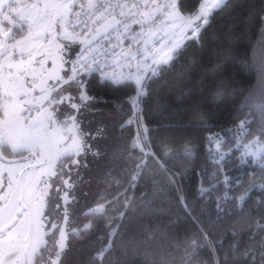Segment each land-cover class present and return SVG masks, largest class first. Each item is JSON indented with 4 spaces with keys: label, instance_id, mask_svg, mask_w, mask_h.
<instances>
[{
    "label": "snow or ice",
    "instance_id": "snow-or-ice-1",
    "mask_svg": "<svg viewBox=\"0 0 264 264\" xmlns=\"http://www.w3.org/2000/svg\"><path fill=\"white\" fill-rule=\"evenodd\" d=\"M183 2L0 0V160L6 159L5 154L19 157V160L9 161L8 167L0 171V264H64L69 250V236L83 239L92 230H99L101 223L107 231L105 235L97 237L101 246L89 258V264H131L132 257L139 255L141 245L145 251L144 264H176L175 259L166 255L169 251V247H166L170 239L168 235H158L156 231L136 227L138 217L143 219L145 215L162 214L153 205L166 189L160 187L163 181L156 178L160 173L148 170L149 158L160 164L168 186L175 187L179 192L174 175L180 174H168L156 154L145 150L151 147L146 127L145 136L141 137L138 133L129 146L131 151L138 150L140 156L134 159L130 152L128 157L134 164L129 187L135 188L139 181L145 179L152 183V197L149 198L145 192L140 199L144 211L137 213L131 197L123 201L121 210L119 196H116L83 212L91 219L82 227L69 229L67 226L70 218L76 217L75 210H70L76 198L69 193L75 192L76 184L81 179L78 171L81 162L73 157L82 153L86 157L88 152L93 156L99 155L83 139L88 134L82 132L78 121L81 110L95 99L84 90L85 74L98 73L101 82H110L112 87L117 88L128 87L132 82L134 95L126 103L139 109L150 93L148 81L173 68L188 47L185 42L200 43L214 16L227 13L232 5V0H198L194 12L183 14L180 11ZM261 20L264 21V16ZM177 32L179 36L169 38ZM261 33L259 44L264 52V28ZM212 39L221 41V48L214 55L223 58L202 69L200 83H205L211 77V98L218 101L237 92L236 88L229 91V84L223 79V69L233 61V57L230 49L225 53L222 44L226 42L231 45L239 37L234 34L233 26L229 25L223 38L214 34ZM74 45L83 47L77 52ZM73 53L75 59H65V54L71 57ZM253 60L252 70L257 73L261 92L264 93V55L258 62L255 57ZM49 61L51 67L47 66ZM133 61H136L134 72L131 70ZM66 63L71 64L70 73L64 71ZM200 63L202 61L199 59L189 60L181 66L178 75L186 76L191 68ZM241 107L248 108L247 115L254 118L240 120L234 126L235 132L243 133L245 137L251 136L252 124L258 123L259 135L243 145L245 151L239 157L240 162L247 164L251 158L252 163L264 170V95L256 102H252L249 96ZM194 117L201 126H208L207 113L197 108ZM102 133L103 129H97L98 135ZM213 136L219 150L224 140L219 133ZM161 151L166 159L183 156L191 160L194 157L193 149L188 144L184 145L182 152L165 148ZM225 155L220 154V161L214 163H221ZM83 166L87 167V164ZM219 174L218 171L217 176ZM115 183L120 184L118 180ZM232 183L225 175L223 181L217 179V183L210 188H201V195L218 191V186H223L224 194L217 196L215 201V218L221 221L226 216L239 214L238 219L229 221L232 235L251 231L249 247L241 251L240 241H234L229 246L231 257L227 252L223 257L218 256V242L200 228V217L192 216L184 197L178 195L180 205L200 228L202 236L199 241L186 236L183 245L179 240L170 245L172 250L182 252L180 264H194L205 249L212 254V264H238L242 260L246 264H255L257 254L264 257V217L253 219L252 210L245 207L253 189L264 194V176L251 178L239 196L228 195L233 190ZM236 183L243 187L239 181ZM114 201L117 202V215L109 218L107 205ZM257 203L264 206V200H257ZM207 218L211 219V216ZM175 223L170 220L168 227ZM258 235L261 237L260 243L254 248ZM125 239L138 240L132 257L128 256V245L123 243ZM200 264H208V261Z\"/></svg>",
    "mask_w": 264,
    "mask_h": 264
},
{
    "label": "trees",
    "instance_id": "trees-1",
    "mask_svg": "<svg viewBox=\"0 0 264 264\" xmlns=\"http://www.w3.org/2000/svg\"><path fill=\"white\" fill-rule=\"evenodd\" d=\"M197 7L198 0H184L180 11L183 14H188L194 12ZM262 16H264V0H232V5L227 13H217L211 20L200 43L186 41L188 47L183 51L174 67L161 72L160 76L148 81L150 93L142 103V114L148 129L149 143L152 152L164 164L168 174H180L174 175L179 192L175 187L168 186L167 177L160 170V164L149 158L148 170L160 173L156 178L163 181L160 187L166 189L163 195L156 198L153 205L162 214L158 216L145 215L143 219L138 217L136 227L142 226L148 231H156L158 235H168L170 239L166 247H169V251L166 255L170 259H175L176 264H180L179 257L182 252L172 250L170 245L176 240H179L183 245L186 236L201 240L200 228L207 232L213 241L218 242L216 253L220 257H223L226 252L231 257L229 246L234 241H240L241 251L249 247L248 237L252 234L251 231H247L243 235H232V225L229 221L238 219L239 214L226 216L221 221H217L215 218V201L217 196L224 194L223 186H218V191L213 190L203 196L201 188H210L211 185L217 183V179L223 181L226 175L233 181L231 185L233 190L229 191L228 195L239 196L251 178L264 176V170H261L258 164L252 163L251 160L247 164L240 162L239 157L242 150L238 144L235 130L227 134L222 143L221 149L227 155L224 156L221 163H214V161H220V155L214 154L210 149L211 134L227 133V130L234 129L240 120L254 118L247 115L248 108L241 107L246 98L251 96L252 102H256L264 95L261 92L258 75L252 70L253 57L258 62L261 55H264L259 44L262 39L261 29L264 28ZM229 25L233 26L234 34L239 39L231 45L226 42L222 44L225 53L230 49L233 57V61L228 62L223 69V79L229 84V91L236 88L237 92L234 95L213 101L211 98L212 78L209 77L205 83H200L202 69L210 67L218 59L223 58L214 55V52L220 50L221 41L213 40L212 37L215 34L223 38ZM79 47L80 45H75L74 48L78 51ZM74 56L75 53L71 57L67 55L66 60L73 59ZM191 59H199L202 63L191 68L186 76H179L181 66ZM241 61L245 63H241ZM68 67L70 70V63H68ZM84 78L86 79L87 94L95 98L89 103L90 106L112 113L117 116L118 120L104 141L96 140L90 145L91 149L97 150L101 156L98 158L91 152H88L86 157L83 156L82 161L87 164L84 169L85 185L84 177L81 176V181L77 182L80 203L75 207L76 217L70 218L71 225L77 228L82 227L91 219V217L84 216L83 212L97 203H104L105 199L111 201L113 197L119 196L118 202L122 210L123 201L131 197L137 213H141L144 211L140 205L142 193L147 192L149 198L153 195L150 180H141L135 188L129 187L130 174L134 170V164L128 159L129 153L131 152L134 159L140 156L138 150L131 151L129 147L134 140L135 132L131 125L125 123L133 110V105L126 101L134 95V85L129 82L128 87H112L110 82H101L95 74L85 75ZM197 108L208 114L207 127L201 126L194 117V111ZM257 128L258 123L252 124V135L247 137L244 135V139L259 134ZM185 144L190 145L193 149L194 157L191 160H187L183 156L166 159L162 154V148L182 152ZM104 151L105 154H103ZM218 171L220 172L219 176H217ZM92 177L93 180H91ZM117 180L120 182L119 185L115 183ZM237 181L243 187L238 186ZM92 182L95 183V190L90 192ZM257 182L261 181L257 180ZM178 195L184 197L192 216L200 217L198 221L200 228L186 215L177 199ZM257 200H264V194L253 189L245 206L246 210L249 208L252 210L253 219L264 217V206L258 204ZM116 203L114 201L107 205L109 218L117 215ZM208 216H211V219H208ZM170 220L176 221L172 227H168ZM106 231L101 223L99 230H92L83 239L74 238L85 246L84 264H89V258L99 250L101 241L97 237L105 235ZM260 239L261 237L258 235L253 245L254 248L258 246ZM106 242L105 240L104 243ZM117 242L120 243V241ZM123 243L128 245V256L132 257L134 245L138 243V240L125 239ZM144 260L145 251L144 246L141 245L139 255L132 257L131 264H144ZM203 261L212 264V254L209 250H202L194 264H200ZM238 264H246V261H239ZM255 264H264V257L257 254Z\"/></svg>",
    "mask_w": 264,
    "mask_h": 264
},
{
    "label": "rangeland",
    "instance_id": "rangeland-1",
    "mask_svg": "<svg viewBox=\"0 0 264 264\" xmlns=\"http://www.w3.org/2000/svg\"><path fill=\"white\" fill-rule=\"evenodd\" d=\"M24 2H29V0H24ZM161 36H163V33L160 34ZM180 33L177 32L175 36H171L169 38L171 39H175L176 36H179ZM189 35H191V33L189 32ZM67 65V66H66ZM48 67H51V61H49V64L47 65ZM64 71H67L70 73L69 67H68V63L64 64ZM85 90V89H84ZM86 91V90H85ZM88 95V94H87ZM89 96V95H88ZM77 103H80V101H76ZM82 115H83V133H87L88 136L83 137V139H85L87 141V144L90 146L92 142L96 141V140H100V142H102V140L104 141L105 138H107L110 133L112 132V128L115 125L116 121L118 120L116 115H113L112 113L110 114L109 112H104L102 110H97L94 109L90 106V104L87 105V107L83 108L82 110ZM97 129H103V133L102 134H97ZM233 129V128H230ZM87 130V132H86ZM94 130V131H92ZM234 131V129L232 131H229V129L227 130V133H223V132H216L220 134V137L223 138V140H225V138L227 137V134L232 133ZM213 133V134H216ZM213 134L210 135V149L212 150V152L214 154H222L224 153L223 150L221 149V146L219 148V150H217L216 147V143H215V139L216 137L213 136ZM236 136L238 137V144H240L242 153L245 151L243 145L247 144L249 142V140H251L253 137L248 138V139H244V134L243 133H237L236 132ZM259 135V134H257ZM256 136V135H254ZM93 137V138H90ZM93 152H97L92 150ZM83 154V153H82ZM105 154V151L104 153ZM84 156V154H83ZM82 156V158H83ZM101 156V154L98 155V158ZM104 156V155H103ZM81 158V157H80ZM77 158V156H75L76 160H80L81 162V166L79 167L78 171L80 173V177L82 176L83 179V183L85 180V172L84 169L85 167L83 166L85 163H83L82 158ZM249 160H251V158H249ZM252 161V160H251ZM8 166V165H7ZM81 171H83L81 173ZM75 175V173L73 174ZM65 179H68V177L66 176ZM94 178L92 177L91 180H93ZM81 181V180H80ZM78 181V182H80ZM82 183V184H83ZM93 183V182H92ZM81 184V185H82ZM80 185V186H81ZM85 185V183H84ZM90 192H92L93 190H95V183H93V185H90ZM78 189H77V184H76V189L75 192L72 193L70 192L69 195L72 196L73 194L75 195V202H73L70 206V210H75V207H77V204L80 203V197L78 195ZM63 195V192H61V196ZM62 202V201H61ZM79 206V205H78ZM64 226V225H61ZM69 229L71 227H73L71 225V221H69V225L67 226ZM68 244H69V250L67 251L65 257H64V264H84V254H85V246L82 243H79V241L74 240V237L69 236L68 238Z\"/></svg>",
    "mask_w": 264,
    "mask_h": 264
},
{
    "label": "built area",
    "instance_id": "built-area-1",
    "mask_svg": "<svg viewBox=\"0 0 264 264\" xmlns=\"http://www.w3.org/2000/svg\"><path fill=\"white\" fill-rule=\"evenodd\" d=\"M135 27H137V26H134V28ZM81 47H83V45H80L79 50H80ZM157 47H159V45H157ZM133 48L135 50V46H133ZM73 59H75V56H74ZM139 59H140V57L137 56V60H139ZM149 63H150V61H149ZM132 64H133V67H132L131 70L134 72L136 70V68H135L136 61H133ZM70 70H71V67H70ZM143 70H144V68H142V71ZM125 71H127V69H125ZM90 74H95L96 76L99 77L98 73L93 72V73H90ZM85 75H89V74H85ZM137 112H138V114H137ZM129 121H130V123H129ZM125 123L128 124V125H131L134 128V132H135L134 138L137 137L138 133H139V135L141 137L145 136L144 127H146V124L144 122V118H143V114H142V103L139 105V109L133 107V110H132L131 114L128 116V118L126 119ZM146 135H147V139H148V131H147ZM148 142H149V139H148ZM145 150L152 152L151 147L150 148H146Z\"/></svg>",
    "mask_w": 264,
    "mask_h": 264
},
{
    "label": "flooded vegetation",
    "instance_id": "flooded-vegetation-1",
    "mask_svg": "<svg viewBox=\"0 0 264 264\" xmlns=\"http://www.w3.org/2000/svg\"><path fill=\"white\" fill-rule=\"evenodd\" d=\"M75 47V45H74ZM66 56L67 54H65V59H66ZM49 64V63H48ZM67 66V65H66ZM78 121H79V125H80V128L83 130V125H84V122H83V115H78ZM27 155V154H25ZM6 156V159L4 160H0V171H3L4 169H6L8 166V162L9 161H13V160H19V157H15V156H9L7 154H5ZM83 154H81V156H77V158H82ZM80 158V159H81ZM73 159H75V156L73 157ZM83 159V158H82ZM66 177V176H65ZM64 177V178H65Z\"/></svg>",
    "mask_w": 264,
    "mask_h": 264
}]
</instances>
